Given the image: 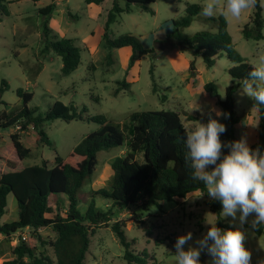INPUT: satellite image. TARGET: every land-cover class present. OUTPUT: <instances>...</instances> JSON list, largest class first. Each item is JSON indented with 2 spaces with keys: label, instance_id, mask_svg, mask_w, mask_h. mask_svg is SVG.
Returning <instances> with one entry per match:
<instances>
[{
  "label": "rangeland",
  "instance_id": "obj_1",
  "mask_svg": "<svg viewBox=\"0 0 264 264\" xmlns=\"http://www.w3.org/2000/svg\"><path fill=\"white\" fill-rule=\"evenodd\" d=\"M204 2L157 0L147 10L131 4L130 11L123 12L109 26V35L112 38L122 34L134 35L145 48L153 49V53L136 57L134 65L127 71L131 50L120 48L108 51L103 47L104 23L112 0H104L100 6L86 4L85 0H4L8 15L0 13V87L4 80L7 88L0 94V103L5 104H0V112L15 111L22 107V101L16 95V90L22 89L32 94L28 106L36 108L41 115L59 101L65 105H74L83 117L104 115L114 125L120 124L124 116L132 111L164 110L179 113L186 130L194 127L197 121L203 122L204 118H208L212 106L221 110L218 100L223 99L225 88L235 83L228 74L233 64L225 55L217 58L211 69H206L202 58L192 56L168 40L167 36L173 29L172 21L185 15L186 5L198 4L202 8ZM118 3L121 6L125 4L123 0H118ZM259 3L264 17V0H259ZM50 4H53L48 18L50 38L73 39L80 52V64L67 76L61 75L60 57L54 53L43 58L40 55L43 17L38 10ZM252 12L253 8L246 10L239 19L224 17L236 51L253 67L264 57V26L263 39L254 41L243 37L242 27ZM219 14L221 12L217 11L212 17L216 18ZM206 18L209 17L204 16L201 10L190 26L181 30L182 35L192 38L198 33H216V28ZM192 62L193 70L190 68ZM123 80L129 84L127 89H122L118 84ZM210 81L216 83L217 96L203 90V86ZM243 85L244 82L233 95L235 112L239 118L235 140L243 135L251 145L257 140L258 119L252 107V99L243 94ZM195 101L201 110L194 109L198 107ZM211 114L224 122L223 117ZM188 115L196 116L197 120L188 121ZM98 128V124L88 120L66 123L56 119L46 122L44 131L52 147L41 144L38 135L30 128L22 134V142L31 153L22 161L12 151L9 139L18 128L2 130L0 172H9L10 162L14 160L16 167L41 165L43 161L52 167L56 156L66 157L83 137ZM221 140L230 141L225 136H221ZM124 153L123 147L97 153L98 164L92 179L86 181L77 192L78 210L81 213L85 212L92 200L98 209H109L107 200L93 192L109 190L111 162ZM65 200V196L52 199L50 204L53 211L64 210ZM213 203L215 201L207 194L194 192L175 202H160L158 207L151 206L147 211L140 209L138 204L114 207L111 208L110 223L119 221L124 224L126 238L134 240L130 247L134 254L145 250L154 257L155 264H176V238L191 231L195 239L206 232L205 220L217 218L211 211ZM17 217L15 199L10 194L1 223L15 221ZM222 219L227 226H233L231 218ZM245 228L246 247L252 252V264L263 263L264 235H256L250 225H245ZM21 235L26 237L25 242L35 248L36 253L53 258V251L48 245L54 238L51 228H42L38 234L25 228L10 236L0 234V264L14 258L12 249L20 242ZM123 254L124 248L110 228H100L90 237L85 264H125ZM200 259L202 264H210L211 257L206 253ZM148 264L153 262L149 261Z\"/></svg>",
  "mask_w": 264,
  "mask_h": 264
},
{
  "label": "trees",
  "instance_id": "obj_2",
  "mask_svg": "<svg viewBox=\"0 0 264 264\" xmlns=\"http://www.w3.org/2000/svg\"><path fill=\"white\" fill-rule=\"evenodd\" d=\"M34 2L38 0H32ZM104 0H85L86 4L100 6ZM124 6L113 0L107 12L104 23L103 47L113 50L130 48L131 55L127 64V71L134 65L136 57L152 55L153 49L145 48L140 39L131 34H122L116 38L109 35V26L116 22L123 12L130 11V5H137L142 10L157 0H123ZM4 0H0V13L7 16ZM53 4L38 10L43 17L42 47L40 55L54 53L62 62L61 75L71 74L80 64L79 48L70 38L57 39L52 36L48 27V18ZM202 8L198 4H187L185 15L179 20L172 21V32L168 37L171 43L177 44L183 51L194 57L202 58L206 69L215 66L216 59L225 55L233 64L228 74L235 82L224 90L223 99L218 100L222 111L229 114L224 119L227 131L222 135L235 140V128L239 118L235 112L234 93L248 78L253 67L246 63L236 51L232 38L227 30V21L223 14L216 18L205 20L212 23L216 33H198L192 38H186L181 30L190 26L199 16ZM264 17L257 0L249 20L242 27L245 39L259 41L263 39L262 29ZM110 59V56H107ZM193 70V62L190 64ZM152 72V69H151ZM122 89L129 84L123 80L118 83ZM7 88V83L1 82L0 94ZM119 90V88H118ZM206 93L216 94V83L210 81L203 86ZM17 97L22 101V107L15 111L0 112V131L17 127L18 131L9 136L12 151L19 161L27 158L31 150L23 145L22 134L30 128L38 135L41 144L52 147L44 131L46 122L61 119L66 123L74 120H88L99 125V128L88 133L64 158L56 156L54 165L48 167L47 162L41 165L16 167V161L10 162V171L0 172V234L10 236L18 230L28 228L30 232L38 234L42 228H51L54 238L48 245L53 251V258L36 253L25 241L20 242L12 249L13 259L3 264H85L90 243V237L97 229L110 228L124 248L123 259L125 264H148L153 256L143 250L134 254L130 247L134 240H128L124 233V224L116 221L112 224L111 208H124L138 204L139 208L147 211L151 206L158 207L160 202H175L194 192L204 193L206 189L201 182H193L192 170L185 160V146L183 143L186 128L179 113L164 110L132 111L126 114L123 121L114 125L104 115L86 116L78 111L74 105H65L56 101L44 114H38L36 108H30L32 94L22 89L16 90ZM0 104H4L3 102ZM5 105V104H4ZM258 124L257 140L250 146L264 148V106H257L252 100ZM188 121H196L197 117L188 115ZM207 118L203 119L206 122ZM125 148L122 156L111 162V176L109 190L100 189L93 192L107 200L109 209L106 211L96 207L92 200L84 213L78 210L79 199L77 192L86 181H90L98 164L97 153L113 148ZM1 157V154H0ZM1 160V158H0ZM12 166V168H11ZM12 194L17 207V220L1 223L6 212L7 197ZM206 194V193H205ZM66 197L65 209L53 211L51 200ZM221 205L219 202L211 205L220 220L218 226L228 227L220 217ZM146 232V231H145ZM256 235H264V225L254 228ZM148 235V233L146 232ZM40 239V237L38 236ZM260 264H264L260 263Z\"/></svg>",
  "mask_w": 264,
  "mask_h": 264
},
{
  "label": "clouds",
  "instance_id": "obj_3",
  "mask_svg": "<svg viewBox=\"0 0 264 264\" xmlns=\"http://www.w3.org/2000/svg\"><path fill=\"white\" fill-rule=\"evenodd\" d=\"M256 4L257 0H205L202 14L212 17L220 11L239 19ZM242 91L257 106H264V57L248 73ZM197 105L194 109L201 110ZM211 113L229 118L228 113L212 106L206 122L197 121L188 128L183 140L185 160L192 170V181L201 182L206 189L202 195L219 202L220 217L231 218L233 226L221 228L220 219L213 218L205 220L207 230L199 238L194 239L191 231L178 236L174 243L176 264H202L204 253L211 257L210 264H252L245 225H264V148L250 146L243 135L238 140L222 141L226 125Z\"/></svg>",
  "mask_w": 264,
  "mask_h": 264
},
{
  "label": "built area",
  "instance_id": "obj_4",
  "mask_svg": "<svg viewBox=\"0 0 264 264\" xmlns=\"http://www.w3.org/2000/svg\"><path fill=\"white\" fill-rule=\"evenodd\" d=\"M21 240L26 241V237L24 235H21Z\"/></svg>",
  "mask_w": 264,
  "mask_h": 264
},
{
  "label": "crops",
  "instance_id": "obj_5",
  "mask_svg": "<svg viewBox=\"0 0 264 264\" xmlns=\"http://www.w3.org/2000/svg\"><path fill=\"white\" fill-rule=\"evenodd\" d=\"M113 1V0H112ZM111 7V6H110ZM122 49V48H121ZM130 49V48H129Z\"/></svg>",
  "mask_w": 264,
  "mask_h": 264
}]
</instances>
